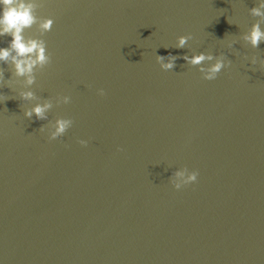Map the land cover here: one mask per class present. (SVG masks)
Segmentation results:
<instances>
[{
    "label": "water",
    "instance_id": "1",
    "mask_svg": "<svg viewBox=\"0 0 264 264\" xmlns=\"http://www.w3.org/2000/svg\"><path fill=\"white\" fill-rule=\"evenodd\" d=\"M39 2L53 27L25 36L51 64L27 86L0 61V264H264V40L244 39L261 0ZM200 52L232 64L204 79L183 59ZM185 167L198 180L176 189Z\"/></svg>",
    "mask_w": 264,
    "mask_h": 264
},
{
    "label": "clouds",
    "instance_id": "2",
    "mask_svg": "<svg viewBox=\"0 0 264 264\" xmlns=\"http://www.w3.org/2000/svg\"><path fill=\"white\" fill-rule=\"evenodd\" d=\"M42 5L39 0H0V36L8 35L11 37L9 47L0 48V61L8 62L14 65V74L17 77H23L27 86H31L36 82V70L39 68L43 70L52 62V56L47 51V42L43 39L32 38L25 36V30L31 28L33 25H39L42 32L51 31L54 19L51 17L41 18L37 15V9ZM251 14L254 16L264 17V0H261L259 6L253 7ZM192 38V34L180 35L177 48H183L187 41ZM244 39L251 43L253 47H258L260 42L264 40V30L260 27V22L253 24L250 32L244 35ZM179 57L168 53V56L157 55L156 60L160 63L164 70H173L175 62ZM183 59L193 66L199 65V71L203 74V78L207 80L215 79L220 71L226 66L232 64L231 60H227L223 53L219 57H214L211 52H200L193 56L184 55ZM207 67L204 66L206 61H213ZM255 64V58L253 59ZM0 84L11 88V78L5 81L3 72L0 71ZM100 95H105L103 88L99 89ZM19 97L23 101H29L35 98V92L29 87L28 90L20 91ZM9 97L5 95V101ZM64 104L70 103L71 97L64 95L62 97ZM53 107L50 101L43 104L37 103L31 108H26L24 114L31 119L35 114L37 119H47L46 113ZM74 120L71 117H59L55 121L54 131L51 132L50 140H55L63 136L66 131L73 125ZM43 130V129H41ZM81 145H87V140H80ZM123 151V148L118 149ZM174 176L179 178V181H173L176 189H181L184 186L192 184L198 180L199 170L189 171L185 167L181 171L174 173Z\"/></svg>",
    "mask_w": 264,
    "mask_h": 264
}]
</instances>
